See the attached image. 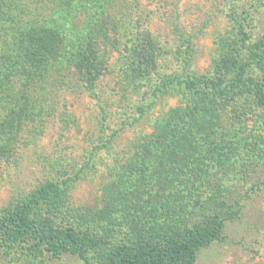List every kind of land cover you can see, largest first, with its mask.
Segmentation results:
<instances>
[{
	"label": "rangeland",
	"instance_id": "374dc122",
	"mask_svg": "<svg viewBox=\"0 0 264 264\" xmlns=\"http://www.w3.org/2000/svg\"><path fill=\"white\" fill-rule=\"evenodd\" d=\"M68 12L43 17L67 22L65 57L29 98L0 97V218L52 182L34 218L96 243L81 257L9 229L0 264H98L101 244L116 251L147 234L152 207L131 195L156 185L149 171L178 135V167L203 161L206 179L230 185L222 197L239 199L194 264H264V0H93ZM87 48L102 68L92 83L79 67ZM147 140L152 156L134 160Z\"/></svg>",
	"mask_w": 264,
	"mask_h": 264
},
{
	"label": "trees",
	"instance_id": "16d2710c",
	"mask_svg": "<svg viewBox=\"0 0 264 264\" xmlns=\"http://www.w3.org/2000/svg\"><path fill=\"white\" fill-rule=\"evenodd\" d=\"M54 1L57 5L52 6ZM90 1L93 0H0V97L29 98L32 86L57 67L69 50V40L62 33L67 22H48L43 17L86 10ZM50 9L53 14L48 13ZM69 25L76 27L74 22ZM89 51L88 48L81 50L79 67L88 83H92L102 73V68H95L87 61ZM10 118L17 120L13 112ZM6 121L4 124L12 128L15 122ZM173 137L172 147L161 150L166 156H158L155 171H149L156 185L146 186L142 191L138 186L131 195L134 200H143L146 207H152L148 212L154 219L150 222V231L139 234L135 242L116 251L107 250L101 244L98 264H194L202 248L222 239L224 223L237 214L239 199L230 201L222 197L230 185H214L206 179L196 168L203 161H196L192 170L186 165L178 167L177 157L183 150L186 137ZM153 149L148 140L144 141L133 159L145 162L152 156ZM164 161L172 168L165 169ZM189 183L200 186L187 191ZM58 190L57 184L48 182L16 205L10 214L1 217L0 238L5 231L18 229L45 244L52 252L69 251L85 257L88 247L96 243L93 235L62 229L47 217L33 216L43 198ZM184 198L193 200V203L181 202Z\"/></svg>",
	"mask_w": 264,
	"mask_h": 264
}]
</instances>
